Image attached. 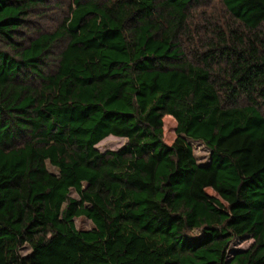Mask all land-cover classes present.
Segmentation results:
<instances>
[{"label":"trees","instance_id":"1","mask_svg":"<svg viewBox=\"0 0 264 264\" xmlns=\"http://www.w3.org/2000/svg\"><path fill=\"white\" fill-rule=\"evenodd\" d=\"M221 1L224 29L204 0H74L33 34L47 0H0V264H264V0Z\"/></svg>","mask_w":264,"mask_h":264},{"label":"rangeland","instance_id":"2","mask_svg":"<svg viewBox=\"0 0 264 264\" xmlns=\"http://www.w3.org/2000/svg\"><path fill=\"white\" fill-rule=\"evenodd\" d=\"M74 6V0H47L45 7L37 10L32 16V22L30 25L31 31H34L33 34H36L35 31H54L59 25L62 24L64 19L70 15L71 8ZM193 15L196 16L197 21L200 22L201 18H211L215 21L214 24H217L221 29H224V21L229 18L221 0H204L201 5H197L191 9V16ZM189 26H191L190 32L192 36L189 39H185L184 48L187 50L189 57H191L194 52H191L190 50H200L198 34L199 36L204 37L205 29L204 27H200L201 31L199 30L197 32L195 30V23L192 21H190ZM188 141L193 146L194 154L198 164L206 165L210 161V149H208V147L205 146L201 141H195L191 138H188ZM127 142V138L109 135L100 143H98L96 148L101 152H107L110 150L120 149L121 147L125 146ZM47 166L50 171L55 173L58 172L57 168L51 165L49 162H47ZM71 192L74 197L78 196L74 190ZM75 224L79 229H90L93 227L92 221L85 216L76 217ZM190 233L193 235H200L202 234V231L201 229L196 228ZM251 242L252 240L250 239L237 240L234 243V247L246 248ZM30 251V248H24L22 250L23 254H28Z\"/></svg>","mask_w":264,"mask_h":264}]
</instances>
